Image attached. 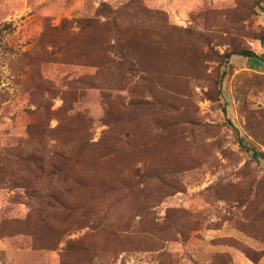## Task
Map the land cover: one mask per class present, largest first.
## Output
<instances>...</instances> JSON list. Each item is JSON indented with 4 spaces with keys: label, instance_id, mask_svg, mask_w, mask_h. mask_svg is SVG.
<instances>
[{
    "label": "rangeland",
    "instance_id": "rangeland-1",
    "mask_svg": "<svg viewBox=\"0 0 264 264\" xmlns=\"http://www.w3.org/2000/svg\"><path fill=\"white\" fill-rule=\"evenodd\" d=\"M80 1L0 0V264H159L161 254L171 264H264V160L241 144L264 154V47L255 41L264 0H190L184 15L143 0ZM101 4L158 26L160 47L146 35L130 45L132 66L152 82L126 76L127 91L109 75L117 48L112 23L96 17ZM145 7L162 17L140 16ZM204 18L216 37L203 33ZM89 20L97 23L78 31L75 23ZM194 27L207 46L181 32ZM81 37L84 47L73 48ZM229 47L257 57L219 64ZM97 56L108 63L102 72L60 66ZM56 71L98 89L60 86ZM26 152L55 174L48 184L41 174L28 181L30 169L40 172ZM70 155L76 161L65 164ZM64 165L72 166L58 182ZM181 222L193 230L188 242L160 251L134 243ZM78 240L84 249L66 248Z\"/></svg>",
    "mask_w": 264,
    "mask_h": 264
},
{
    "label": "trees",
    "instance_id": "trees-1",
    "mask_svg": "<svg viewBox=\"0 0 264 264\" xmlns=\"http://www.w3.org/2000/svg\"><path fill=\"white\" fill-rule=\"evenodd\" d=\"M136 1H138L140 3L142 2L141 0H130L128 2V5L132 4ZM142 11L143 12L140 13L141 14L140 16H143V17H146V16L149 18L154 17V16H159V17L161 16L162 17V15L158 11H149V9H147V8H146V10L142 9ZM260 11L264 12V8H260ZM96 17H97V19H103L104 21L108 20L109 22L112 23V25H110V29H111L110 36H112V44L111 45L117 48V52H116L117 53V59H116L117 62L114 63V65L112 67H108L110 70V71H108L109 75L111 77H113L115 75L118 81L123 80V82L125 81L126 76L129 77V80H131L130 78H136V79L142 78L146 82V84L148 83V81L152 82V80L154 78L153 76H151L150 74H148L146 72H143V75H140L139 72H137V69L132 66V63L134 61L132 59V57H134V53L130 52L131 51L130 45H131L133 40L137 39L138 37H143L146 35L148 37H158V39H157L158 41L156 42V44L158 43L157 47H160L159 46L160 45L159 36H158L157 31H156L158 26L156 25L153 27L152 26L153 24H149L147 22L145 23L143 20L138 25H135V23H131V22L129 23L128 22L129 18L126 19L122 15L116 14V10L112 11L107 5H103V4H101L99 6V9L96 13ZM115 21H116V23H115ZM95 23H97V22L94 20H89L87 22L77 21L75 24H76V26H78V31L81 32V31H85V29L93 26ZM201 23L206 28L205 31L203 32L205 34V36L216 37V31L211 30V27L214 26L213 23L208 22V20H206V18L202 19ZM142 24L145 26V28ZM165 27H166V24H165ZM194 28H190V29L186 28V30H183L181 32L184 35H186L189 39L195 38L194 41H196L197 43H201L202 46H207L208 42L205 41L202 33L198 32V30L195 28L197 30L196 31ZM125 32H129L131 34V38H126ZM78 39L79 40H76V39L72 40V42H74L72 44V46H74L73 48H76L77 46L84 47L85 38L81 37ZM255 41L261 42L263 45L262 47H264V35H260ZM148 42L150 44L149 45V47H150L153 44V42H151V41H148ZM134 43H135V41H134ZM70 44H71V42L69 43V45ZM141 45H142V47H144L143 48L144 50L148 48L143 43H141ZM48 46H49L51 51L53 49L55 51H58L60 49L61 50L60 54H65V50H64L65 47L61 48L63 45L59 47L57 45V43H50ZM120 47H122V48H120ZM112 51L113 50L111 49L109 52L112 53ZM51 55H52V53H49V54L45 53L44 57H51ZM214 55L216 56V54H213V56ZM231 56H239L242 58H256L257 57L256 54L249 49H231L229 47V49L226 50L222 55H220V56L217 55V57H219V62H220L219 64H224V63L228 64V59ZM91 63H92L91 65L86 64L84 62L77 63V64L76 63H61L60 66L66 67V68H68V67L78 68L80 70L92 68L93 70L98 71V72H102L104 70V68L108 66V63L105 62V60H103L100 56H97ZM122 64H124L123 65L124 67L122 66ZM125 65H130V67L127 68ZM113 68L116 69V71L114 73L111 71V70H113ZM57 75H58V71L55 72V75L52 76V79L57 84H60V86H63V85H65L67 87L74 86V87H78L81 89L80 86L82 84H84V86L86 88L89 87L91 89H93V88L98 89L97 84H95L93 82H90L87 84L86 82H84L83 76L81 74L77 75V77L74 79H70L69 73H65L62 76V78L61 77L57 78ZM106 76H108V75H106ZM146 77L149 79H146ZM40 79H41V82L37 86V88L39 90H41V88H42L44 90V92L46 93L47 89L50 87V84H48L50 82L45 77L44 78L41 77ZM125 82L127 83V84H125L126 85L125 88L128 91L129 90L128 84L131 81H129V82L125 81ZM155 92H156L155 90H152L150 93L153 100H156V98L158 99V97L155 96ZM75 103H76V101H73L71 103V105L73 106ZM76 104H78V103H76ZM71 107H69L66 111L67 112L71 111L72 110ZM39 108L41 109L42 107L37 106L36 112L39 110ZM172 109L173 108H171V110ZM171 124H172V126H174L173 123H171ZM158 129L161 131L165 130V128L162 126V123H161V126L158 127ZM241 144L245 148L244 151L246 153L250 154L252 157H254L256 159H263L264 160V154L263 153L257 152L253 148L249 147L247 144H243L242 142H241ZM16 149H17L16 147L9 149L10 150L9 154H11L12 156L17 155L18 152H16ZM25 154L28 157V159H27L28 163L32 164V168H35L37 171L40 172V173L34 175L35 173H32V171L30 169L29 170L30 176L28 177V181H30V179L32 177L33 180L38 182L39 181L38 175L41 174L44 177V182L46 184H48L49 183L48 179L52 178V175H55V174L52 173L51 171H48L46 174H43L42 173L43 169L40 167L41 165L38 164V161L35 160L36 158H33L32 154H30V152H26ZM76 158L72 155L62 156V159L65 162V164L74 163L76 161ZM71 166L72 165H64L62 168L60 167L57 170L56 180L58 182H60L59 179H62L61 178L62 171L64 169L71 167ZM37 222L41 223V220H37ZM188 228L189 227L186 224H184L183 222L178 223V224L172 223V224H170L169 227L160 229L158 232L155 231L156 234L154 235L153 238H151V237H150V239L143 238L142 241H140V243H137V242H134V243H135V245L143 244L145 246H150V247H153L154 249H156L155 251H160L165 243H174L176 241L178 243H180V242L182 243L184 241L188 242L189 236H190L191 232L193 231V230H189ZM143 234H146V233H143ZM66 248L68 250H72V251L73 250H76V251L82 250L85 248V242L83 240L67 241L66 242ZM166 256H168V254H161V256H159V258H161L159 264H166L165 261L168 262L169 264H171V262L167 259Z\"/></svg>",
    "mask_w": 264,
    "mask_h": 264
},
{
    "label": "crops",
    "instance_id": "crops-1",
    "mask_svg": "<svg viewBox=\"0 0 264 264\" xmlns=\"http://www.w3.org/2000/svg\"><path fill=\"white\" fill-rule=\"evenodd\" d=\"M143 1L147 3L148 8H156V7H159V6H163L166 9L173 10L174 12H177L176 14H178V15L186 14L188 12L189 8H190V0H189V4L188 5L187 4L186 5L185 4L179 5L176 2L169 3L170 0H143ZM81 4H82V2L80 0H76V2L74 3V8H78ZM189 23L190 22H188V24ZM263 52L264 51L262 50L261 53L263 54ZM255 54H257V53L255 52ZM245 59H247V58H245ZM142 264H146V263L143 262Z\"/></svg>",
    "mask_w": 264,
    "mask_h": 264
},
{
    "label": "built area",
    "instance_id": "built-area-1",
    "mask_svg": "<svg viewBox=\"0 0 264 264\" xmlns=\"http://www.w3.org/2000/svg\"><path fill=\"white\" fill-rule=\"evenodd\" d=\"M130 264V263H129Z\"/></svg>",
    "mask_w": 264,
    "mask_h": 264
}]
</instances>
